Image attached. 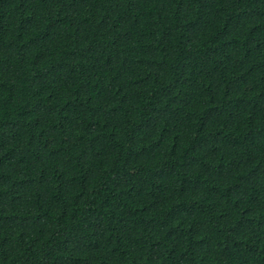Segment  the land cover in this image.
Instances as JSON below:
<instances>
[{
	"label": "trees",
	"instance_id": "1",
	"mask_svg": "<svg viewBox=\"0 0 264 264\" xmlns=\"http://www.w3.org/2000/svg\"><path fill=\"white\" fill-rule=\"evenodd\" d=\"M0 264H264V0H0Z\"/></svg>",
	"mask_w": 264,
	"mask_h": 264
}]
</instances>
